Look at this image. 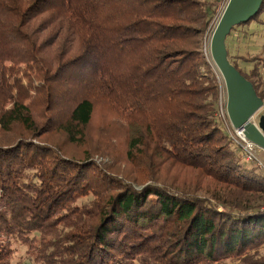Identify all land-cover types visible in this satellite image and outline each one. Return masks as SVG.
<instances>
[{"label": "trees", "instance_id": "trees-1", "mask_svg": "<svg viewBox=\"0 0 264 264\" xmlns=\"http://www.w3.org/2000/svg\"><path fill=\"white\" fill-rule=\"evenodd\" d=\"M227 2L0 0V264L16 243L40 264H264V174L202 51ZM254 22L264 2L233 31Z\"/></svg>", "mask_w": 264, "mask_h": 264}, {"label": "water", "instance_id": "water-1", "mask_svg": "<svg viewBox=\"0 0 264 264\" xmlns=\"http://www.w3.org/2000/svg\"><path fill=\"white\" fill-rule=\"evenodd\" d=\"M264 0H229L211 40V56L224 79L229 121L236 130H244L246 138L264 151V115L259 125L253 122L263 109L264 100L250 82L234 66L229 57L227 38L233 29L251 21L261 10Z\"/></svg>", "mask_w": 264, "mask_h": 264}, {"label": "rangeland", "instance_id": "rangeland-1", "mask_svg": "<svg viewBox=\"0 0 264 264\" xmlns=\"http://www.w3.org/2000/svg\"><path fill=\"white\" fill-rule=\"evenodd\" d=\"M229 2V0H228ZM227 2V4H228ZM226 4V5H227ZM226 5L223 6V9L221 10V13L219 16L217 15V18L212 22L210 25L209 29L207 30L205 36H204V44L206 39L212 35L211 31L214 29L215 25L217 27L220 18L225 10ZM216 30V28H215ZM215 32V31H214ZM213 36V35H212ZM209 45V41L207 40V46ZM211 46H208V50H210ZM204 45L202 46V51H204ZM228 50H229V57L232 58L231 60L239 65L245 72H249L253 67L255 62H248L246 63V59L249 61H253L255 59H264V25L254 22L250 25H246L243 27H238L235 31H233L231 37L229 38L228 41ZM205 57L209 60V62H213L211 52L209 53L208 56L204 53ZM214 72L218 77V80L220 82L221 86V91H222V103L226 107V102H227V91H226V86L223 77L221 76V72L218 70L217 66L214 64ZM260 69V75H261V83L263 82L264 84V68L261 65ZM259 90L264 93V85L259 87ZM224 107V108H225ZM221 112H219V117L223 122V126L226 129V132H228V129H231V125L229 123V127L226 126L227 124L225 123L226 121L224 120V117L220 115ZM264 115V107L261 109L256 116L253 118V122L259 125L260 122V117ZM226 116L227 122L229 121V118ZM94 122L92 124V127H88V137L86 140L85 144V149H89L91 151H94L95 149H100L101 141L106 139L107 135H110L109 132V127L107 124H104L106 121H104V117L101 115H98L94 117ZM90 134V136H89ZM93 134V136H92ZM117 149H120V146L117 147ZM75 150V149H73ZM82 150V147L80 148ZM257 153L259 157L264 161V151L261 149L257 150ZM107 162V160H104ZM247 167L253 168L255 172L261 174V170L259 168H255L256 165L254 164H246ZM263 173V172H262ZM194 176H197V173L193 174ZM183 179L180 178V182L178 184L183 186ZM192 186H195L193 183H191ZM196 194L202 196V197H207L210 198L211 195L213 194V191H207L204 189H200V191L195 192ZM88 199H82L78 201V204L81 205ZM259 204L262 207L264 206V200L258 201ZM5 239L3 238H0ZM36 250L35 249H30L28 246L16 243L13 245V256H12V264H40L37 263L34 259H36ZM260 254H264V248L261 249ZM34 258V259H33Z\"/></svg>", "mask_w": 264, "mask_h": 264}, {"label": "built area", "instance_id": "built-area-1", "mask_svg": "<svg viewBox=\"0 0 264 264\" xmlns=\"http://www.w3.org/2000/svg\"><path fill=\"white\" fill-rule=\"evenodd\" d=\"M216 25L214 27V29L211 31V34H214ZM212 35H210L204 44V53L206 54V56L209 55V53L211 52V47L210 50H208V46H211V40H212ZM207 40L209 41V45L207 46ZM223 104H221L220 107V115L224 117V120L226 121L225 123L227 124L226 126L229 125L230 122H227L226 118V114H227V109ZM228 116V114H227ZM231 125V123H230ZM229 127V126H228ZM228 132L230 134L231 139L234 141V143L237 145V147L239 146L241 148V150L243 151L244 154V159L247 163H250L251 165L254 164L256 165L264 174V161L259 157L257 150L260 149L258 148L255 144H253L251 141H249L244 133V130H236L232 127L231 125V129H228Z\"/></svg>", "mask_w": 264, "mask_h": 264}]
</instances>
